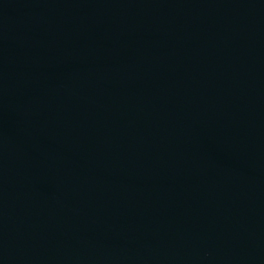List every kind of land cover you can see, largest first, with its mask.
<instances>
[{
  "label": "water",
  "instance_id": "1",
  "mask_svg": "<svg viewBox=\"0 0 264 264\" xmlns=\"http://www.w3.org/2000/svg\"><path fill=\"white\" fill-rule=\"evenodd\" d=\"M0 264H264V0H0Z\"/></svg>",
  "mask_w": 264,
  "mask_h": 264
}]
</instances>
